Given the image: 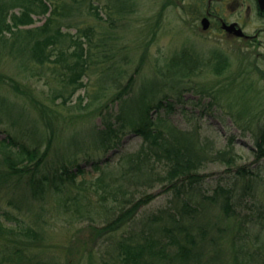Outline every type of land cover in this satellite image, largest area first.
<instances>
[{"label":"rangeland","instance_id":"obj_1","mask_svg":"<svg viewBox=\"0 0 264 264\" xmlns=\"http://www.w3.org/2000/svg\"><path fill=\"white\" fill-rule=\"evenodd\" d=\"M120 2L128 6L132 4V9L124 18H120L116 12ZM190 2L193 0H95L93 5L97 7L92 11H97L101 18L94 17L95 13L90 14L92 11L82 12L70 19L72 25L64 26L63 31L75 35L78 27L90 25L95 33L105 35L104 31L109 29L114 40L111 41L110 35L106 36V40L113 44L114 61L124 71L123 82L132 74L135 91L140 85L152 84L158 78L165 82L164 91L168 92L173 109L169 114L161 111V115L178 129H196L198 140L208 153V159L198 169L202 175V180L195 184L200 192L199 198L202 194H212L218 184L232 190L233 215L228 218L224 216L219 204L209 205L200 215L202 220L215 221L222 228L223 232L213 226L208 236L218 234L223 240L240 227L247 233L242 240H246L250 249H258L263 257L264 158L256 160L253 147L254 133L262 122L264 112V41L248 42L240 45V48L241 41L215 36L212 32L199 33L197 25L188 22L190 17L183 8ZM85 4L87 7L88 3ZM47 15H32L35 21L22 28L41 24ZM108 16H111L112 28L104 20ZM256 24L254 21L251 27H256ZM214 49L228 55L229 67L218 75L207 60L211 59L210 53ZM182 52L202 58L205 65L201 72L195 71L197 75L176 76L178 86H173L175 90L170 92L167 65H171V61ZM52 66L50 64L47 68L33 63L22 66L19 58L11 57L0 46V140L7 134L19 140L23 135L43 150L49 129L37 107L42 102L40 104H44L47 111L45 118L55 132V152L51 156L59 157L64 152L67 155L78 148L83 153L80 157L83 173H79L69 191L54 196L47 193L43 198L31 199L25 196L20 186L3 192L0 204L7 214L1 215L0 221L3 228L14 229L21 222L19 228L28 225L38 227L43 232L41 244L29 247L30 255L34 253L36 260L42 259L49 264H98L108 259V251L119 235L139 231L146 223V217L167 206L173 195L166 189L167 185L157 182L147 188L141 187L140 179H135L134 174V180L122 182L126 188L117 194V200L111 194H107L104 200L106 193L97 180L100 171L86 160L88 156L84 152L92 153L100 165L106 159L115 165L122 154L135 151L142 139L128 132L115 149L103 152L94 147V134L102 127L101 116L83 108L87 106L91 92L99 88V69L84 76V86L64 99L58 95L62 92V84L59 77L52 73ZM136 68L139 71L135 72ZM178 70H184L183 61ZM172 72L176 70L172 68ZM102 81L106 82L105 77ZM12 82L18 83L26 94L14 90L10 85ZM180 90L183 101L176 100V93ZM108 95L112 96L113 91ZM230 148L235 153L234 164L228 166L224 160L214 158L218 150ZM2 152L0 146V161ZM238 168H242V171H238ZM163 169V164L156 166L157 171ZM118 171L115 169L113 174ZM249 180L253 183L252 188H246ZM130 193L132 200L147 193H152L153 199L139 207L128 224L118 231L94 237L93 226H102L114 217L118 212L117 203H121V199ZM74 194L80 199L77 202L75 198L72 199ZM65 203L67 206H64ZM112 203H115L114 209L111 208ZM19 236L18 232L4 231L0 238V249L3 248L2 244L7 247L8 241ZM222 243L226 249L225 241ZM223 258L228 264L227 256Z\"/></svg>","mask_w":264,"mask_h":264},{"label":"trees","instance_id":"obj_2","mask_svg":"<svg viewBox=\"0 0 264 264\" xmlns=\"http://www.w3.org/2000/svg\"><path fill=\"white\" fill-rule=\"evenodd\" d=\"M94 1L0 0V46L11 57L19 58L22 66L33 63L49 68L50 64L53 65L50 67L52 73L59 77L62 84V92L58 95L64 99L84 86V76H89L90 72L99 69V88L91 92L90 100L83 108H88L85 111L101 116L102 127L94 134L96 138L94 147L103 152L115 149L128 132L142 139L135 151L122 154L115 165L109 159L100 165L92 153L84 152L88 156L86 160L91 161L93 168L100 171L97 180L106 193L104 200L107 194H111L114 200H117V194L126 188L122 182L131 181L132 178L134 180V174L135 179H140L141 187L147 188L157 182L167 185L166 189L173 195L167 206L146 217V223L139 231H127L119 235L108 251V259L98 264H226L223 256H227L228 264H260L262 261L264 264V254L261 257L258 249H250L246 240H242L247 233L240 227L235 233L227 234L223 240L218 234L208 236V232L213 231V226L219 231H222V228L215 221L202 220L201 216L209 205L216 204L220 205L223 215L227 218L233 215L232 190L218 184L212 194H202L199 198L200 192L195 184L202 180L198 169L208 159V153L204 146H201L196 129L194 131L178 129L161 115V111L169 114L173 109V102L169 99L168 92L164 91L165 82L158 78L152 84L140 85L137 91L134 90L132 74L123 82L124 71L114 61L111 44L114 36L109 29L104 31L105 35H98L99 32L95 33V29L90 25L78 27L75 35L63 31L64 26L72 25L70 19L76 18L82 12L89 13L95 9L97 5H93ZM130 9L132 4L128 6L121 3L116 12L120 18H124ZM92 12L90 14L95 13L94 17L101 18L97 11ZM46 13L48 15L41 24L22 28L35 21L32 15ZM104 20L108 27L112 28L111 16ZM107 35L112 38L110 42L106 40ZM109 43L111 45H108ZM202 60L188 52L176 56L171 65L169 64L170 67L167 65V70L169 69L166 76L169 79L167 84L170 83L168 90L173 92L175 90L173 86H178L176 76L190 77L195 75L197 70L201 72L205 65L203 63L205 60ZM207 60L214 66L213 72L217 75L229 67L226 58ZM182 61L184 70L180 71L178 67ZM172 68L176 70L175 73L172 72ZM137 71L138 68L135 72ZM104 77L106 82L102 81ZM10 85L22 95L26 94L18 83L12 82ZM112 91L113 95L109 96ZM180 92L182 91L176 93L177 101H183ZM40 103L42 102H39L37 107L40 108V115L49 129L43 150H40L38 144L29 142L23 135L19 140L16 136L7 134L0 140V146L3 148L0 161V199L3 192L19 186L25 196L31 199L43 198L47 193L54 196L69 191L79 173H83L80 164L83 153L79 152L78 148L67 155L64 152L59 157L51 156L55 152L53 151L55 132L45 118L46 106ZM253 154L256 160L264 158V112L262 122L258 124L254 133ZM214 158L222 159L230 166L234 164L235 153L232 148L218 150ZM158 164L164 165L163 171L156 170ZM115 169L119 171L113 174ZM238 171H242V168H238ZM248 182L246 188H252V181ZM76 196L77 194H74L72 199L75 198L77 202L80 199ZM152 199V193L134 200L131 193L125 195L121 203H117L118 212L114 217L102 226H93V236L100 237L118 231L128 224L139 207ZM66 204L64 206H67ZM113 204L115 203H112L111 208L114 209ZM6 214L0 204V216ZM19 223L14 229L3 228L0 221V238L4 231L18 232L20 236L25 237V239L20 236L13 237L15 239L7 243L5 241L7 247L2 244L0 264H49L42 259L36 260L34 253L30 255L29 251L30 245L41 244L44 239L43 232L38 227L28 225L19 228ZM21 240H24V243H21ZM224 241L226 249L222 243ZM259 257L261 260L257 261Z\"/></svg>","mask_w":264,"mask_h":264},{"label":"flooded vegetation","instance_id":"obj_3","mask_svg":"<svg viewBox=\"0 0 264 264\" xmlns=\"http://www.w3.org/2000/svg\"><path fill=\"white\" fill-rule=\"evenodd\" d=\"M183 8L199 33L212 32L243 42L239 46L264 41V0H193ZM254 21L257 26L251 27ZM211 54L212 60H228L221 50L214 49Z\"/></svg>","mask_w":264,"mask_h":264},{"label":"water","instance_id":"obj_4","mask_svg":"<svg viewBox=\"0 0 264 264\" xmlns=\"http://www.w3.org/2000/svg\"><path fill=\"white\" fill-rule=\"evenodd\" d=\"M260 1H262V0H260Z\"/></svg>","mask_w":264,"mask_h":264}]
</instances>
